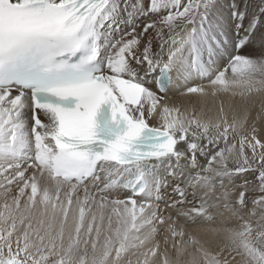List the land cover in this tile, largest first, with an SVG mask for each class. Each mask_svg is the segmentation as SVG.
Listing matches in <instances>:
<instances>
[{"label": "snow or ice", "instance_id": "obj_1", "mask_svg": "<svg viewBox=\"0 0 264 264\" xmlns=\"http://www.w3.org/2000/svg\"><path fill=\"white\" fill-rule=\"evenodd\" d=\"M262 121L264 0H0V264H264Z\"/></svg>", "mask_w": 264, "mask_h": 264}, {"label": "bare ground", "instance_id": "obj_2", "mask_svg": "<svg viewBox=\"0 0 264 264\" xmlns=\"http://www.w3.org/2000/svg\"><path fill=\"white\" fill-rule=\"evenodd\" d=\"M167 102L169 104H181L183 107H187V101L184 98L173 97V98L169 99ZM208 103H209V106H211L212 101L209 100ZM149 122H150V124H152L154 126L157 125V123H158V116L155 117V118H153V119H151ZM259 126L261 127L262 131H264V121H262Z\"/></svg>", "mask_w": 264, "mask_h": 264}]
</instances>
